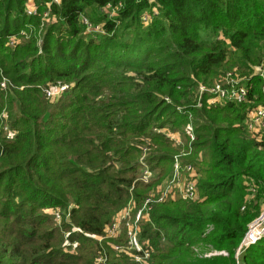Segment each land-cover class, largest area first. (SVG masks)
I'll list each match as a JSON object with an SVG mask.
<instances>
[{
	"label": "trees",
	"instance_id": "obj_1",
	"mask_svg": "<svg viewBox=\"0 0 264 264\" xmlns=\"http://www.w3.org/2000/svg\"><path fill=\"white\" fill-rule=\"evenodd\" d=\"M23 1L0 0V84L8 79L6 88L0 85V264H136L113 248L125 231L103 245L98 238L119 210L132 205L133 220L145 194L160 191L175 153L198 170L201 198L171 192L152 202L139 224L150 264H236V249L264 208V138L244 127L249 108L263 103L252 67L264 60V0H52L73 41L49 47L47 36L41 54L28 30L29 39L14 48L8 43L28 28ZM110 4L120 7L104 21L108 32L117 21L130 27L143 23L146 11L160 14L134 35V46L122 38L114 43L115 34L104 46L87 42L81 17ZM203 29L228 38L233 50L201 37ZM226 70L245 77L250 103L198 108V85L222 81ZM127 71L142 80H130ZM63 83L71 89L56 101L46 97L45 89ZM190 116L193 142L185 131ZM166 123L180 129L181 146L155 132ZM146 138L154 178L142 183L138 160ZM70 202L71 223L83 233H69L76 253L62 249L61 228L50 227L44 212ZM14 241L35 248L30 253ZM100 255L105 262L96 261ZM242 260L264 264V237Z\"/></svg>",
	"mask_w": 264,
	"mask_h": 264
},
{
	"label": "rangeland",
	"instance_id": "obj_2",
	"mask_svg": "<svg viewBox=\"0 0 264 264\" xmlns=\"http://www.w3.org/2000/svg\"><path fill=\"white\" fill-rule=\"evenodd\" d=\"M17 1V0H15ZM53 2H55L53 0ZM60 2V1H59ZM59 2H55L57 4H59ZM52 0H24L22 3L23 6V10L22 12H24L27 17L28 20L27 22V26L28 28L24 29L20 31V35L18 36H13L9 39V45L11 47H15L19 44L22 43L23 37L24 39H29L30 35H27V30L29 32H33L34 35V40L36 43V46L39 48V53H47V51L45 49H43V41L44 39L49 36L51 37V45H48L49 47H55L56 44H59V42L62 41H73V39L71 38V36L69 35V33H67L65 31L66 28V24L64 23V21L59 17V15L57 13H53L52 12ZM120 7L119 4L117 5H112L110 4L109 6H106L105 8H101L100 10L97 11H93L91 9H87L86 13L84 16L81 17V30H82V37L84 40H86L87 42H92L95 43L97 45H102L104 46L106 44V42L108 40H110L112 38V36L115 34L117 35V38L115 39L114 43H121V38L122 40H125L123 42H126L129 44V47L136 45V40L133 39L135 34H144V30L146 27H148L149 23L151 22V19L154 18V16H157L159 13V11L157 10V8L153 9V12H149L146 11L145 13H143V23L138 24V25H132L130 27H126L124 25V23H120L119 21H117V25L114 29V31L108 32L106 31L105 27H104V21L105 20H111L114 19L118 16V8ZM33 14H29L31 12H33ZM37 17L36 18V23L35 22H31V17ZM200 36L210 39L211 41H221L222 44L224 46H226L229 50H233V48L231 47L230 41L228 38L226 37H222L221 34H214L212 31L208 30V29H203L200 32ZM21 38V39H20ZM71 39V40H70ZM224 41V42H223ZM157 58H160L162 55H155ZM162 58V57H161ZM158 60V59H157ZM153 60H151L150 62H152ZM262 63V62H261ZM104 65V64H102ZM255 66V65H254ZM253 66V67H254ZM252 67V68H253ZM225 71V70H224ZM142 74H146L148 73V71H141ZM122 73V72H120ZM228 73H232L235 76L236 73L233 72V70H226V72L223 75H226ZM254 73V72H253ZM222 75V76H223ZM257 76L256 74H252ZM125 76H127L128 78H130V80H137L140 81L142 80V77H140L139 75L135 74L133 71H127V73H125ZM219 77V76H217ZM225 77V76H224ZM223 77V78H224ZM249 77V76H248ZM222 78V79H223ZM245 78V77H244ZM244 78L239 79V82L241 83L242 81H244ZM260 78V77H259ZM261 79V78H260ZM4 80H6V86L8 84V79L6 77H4L1 81V87L2 88H6L5 84L2 83ZM129 81V80H128ZM219 81H216L215 83H217ZM215 83L212 84H199L198 88L196 90V94H197V103L196 106L198 108H201L204 104L207 107H216L215 104L211 103V99L208 98L205 94L201 95V91H200V87L202 85L205 86H214ZM72 84V83H71ZM71 84L69 83H63L60 85H54L53 86H49L48 89H45L44 92L46 94V97L49 98L51 101H56L62 94L66 93V91L70 90L71 88ZM4 86V87H3ZM48 90H52L51 92H47ZM166 98V97H164ZM167 101H169L168 103H171V100L169 98H166ZM4 116H6V114H4ZM192 116H190V120L189 122L185 125V131H186V135H188L189 139L191 142H193L195 140V122ZM166 120V119H164ZM163 128H155V132H163L166 136L167 139H169L174 146L179 147L182 145L181 143V136H180V129L177 128V132L175 131H171V130H175V129H171V126L169 125V123H166L164 125H162ZM4 130H8L7 126H4ZM14 135V133H13ZM257 138V137H256ZM151 140L149 138L145 139V142H143L141 145L142 146V153L139 157V165H140V170L138 172V181H141L142 183H145L142 180V176L144 174V172L146 170H148L149 172L153 171L151 170V165H149V145L151 144ZM186 155L183 154H174L173 157V163H172V169H171V173H169L166 178L165 181L160 185L159 189H168L169 193L173 192L175 195H177L175 198H178L179 196H181V193L179 191V186L181 182H184L187 179H191V178H197V182H200L199 180L200 178V174L198 172L197 169H194L195 175H190L191 173L188 172H183L179 177L175 176V171H174V164L175 163H179L183 168H184V164L182 163V157H185ZM192 166V165H191ZM193 167V166H192ZM153 178H154V174H153ZM247 182V181H246ZM249 183V181H248ZM198 184V183H197ZM254 189V188H252ZM156 191V192H155ZM158 188L153 190L150 193H146L145 195L147 196V198L149 197H153V198H157L158 195ZM255 195V194H254ZM254 195H250V198H248V200L251 201V203L253 202V204L256 203V198H254ZM197 198L200 199L201 196L200 194L197 195ZM145 202L146 199L144 201L142 207H139V209L135 212V218L133 220H129L130 216L129 214H131V211H134V209L132 210V205H130L129 207L119 210L116 215L114 216L113 221H111L109 223V225L107 226L108 228H111L113 225H116L115 231H118V234L123 231H125V234H123V240L117 244H114L113 248L115 249V247H119V249H116V253L120 256H124L121 254H126L127 253H135L136 251L134 250V247L128 243V247H127V240H128V236H127V231L129 232L130 230H135L136 225L138 226V233H139V238H140V221L143 219V217H147L146 215V211L149 210V206L150 203L147 208L145 209ZM130 204H132V200L130 201ZM129 205V204H128ZM76 205H74L72 202H70L68 205L64 206V207H60V208H51V209H45L44 212L45 214H47V216H50L48 220H50V224L49 226L52 228L55 227H59L61 228L60 231V237H62L63 243L60 245L62 247V249H64V251L66 252H70V253H76V246H77V242H72L69 238V233H73V234H81V230L76 227L74 225V223L72 224V217H71V212L72 209L75 208ZM263 206V205H261ZM152 207V206H151ZM262 209V207H261ZM149 212V211H148ZM147 212V213H148ZM140 214V218H138V215ZM128 215V216H127ZM126 221V222H125ZM122 222L124 224V227H122ZM69 223V224H68ZM70 226L69 230L66 231L64 230V226ZM106 227V228H107ZM106 230V229H105ZM117 234L116 235H109L107 233V231H104V235L100 236L98 238V242L101 243L103 245V243L107 240H112V239H117L121 237L122 234ZM83 234V233H82ZM88 237H90L89 235H86ZM91 238V237H90ZM130 236H129V242H130ZM139 240V239H138ZM14 244H18L19 247L21 248V250H29L30 253L34 250V244H24L22 242H18L16 243L14 241ZM202 245H199L195 250L196 252H200V250H202ZM225 251H214L212 252V255H226L223 253ZM135 254H131L130 257L133 260ZM35 255L30 254V258L34 257ZM106 258L105 256H99L96 261L98 263H102L105 262ZM150 260H148V264H150ZM136 264L137 263L135 260H133ZM243 263L245 264V261L243 260Z\"/></svg>",
	"mask_w": 264,
	"mask_h": 264
},
{
	"label": "built area",
	"instance_id": "obj_3",
	"mask_svg": "<svg viewBox=\"0 0 264 264\" xmlns=\"http://www.w3.org/2000/svg\"><path fill=\"white\" fill-rule=\"evenodd\" d=\"M55 2H59L60 0H54ZM33 12L29 14H33ZM254 74L261 78V89L263 93V103H260L257 106H252L246 113L244 127L250 132L254 137L259 139L264 138V60L262 63L253 67ZM239 77L235 76L232 73H228L222 79V81L215 83L214 86H205L202 85L200 87L201 95H206L211 99L212 104H226L229 102H235L237 104L250 103V88L246 86L245 83L239 82ZM2 83L5 84L6 80ZM4 87V86H3ZM52 90H48L47 92H51ZM175 176L179 177L183 172L191 173L190 175H195L194 169L191 165H187L184 168L179 164H174ZM153 178V173L146 170L142 176V180L145 183H149ZM197 178L187 179L184 182L180 183L179 191L183 199L195 200L198 199V189H197ZM169 194V190L164 188L160 189L159 196L157 198L149 197L146 198L145 209L147 206L153 202L154 200H158V202H162L165 200L167 195ZM152 204V203H151ZM151 204L149 206V210L151 209ZM128 216V215H127ZM140 218V214L138 215ZM116 225H113L111 228H106L105 231L109 235H116L118 231H115ZM130 242H129V236ZM127 247L128 243H130L135 253H127L129 256L131 254H135L133 260H135L139 264H148V260L151 259V252L144 246L139 238L138 226L136 225L135 230L127 231ZM264 237V208L260 215L253 219L249 225L248 229L240 243L239 247L236 249L235 258L236 264H244L243 256L246 251L253 245H255L258 241H260ZM139 239V240H138ZM119 249V247H115V250ZM225 254V252H223ZM227 255V253H226Z\"/></svg>",
	"mask_w": 264,
	"mask_h": 264
}]
</instances>
